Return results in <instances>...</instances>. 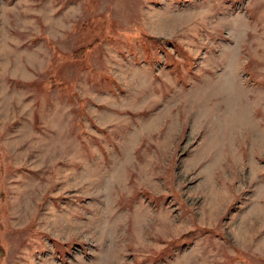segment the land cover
Returning a JSON list of instances; mask_svg holds the SVG:
<instances>
[{
  "label": "rangeland",
  "instance_id": "374dc122",
  "mask_svg": "<svg viewBox=\"0 0 264 264\" xmlns=\"http://www.w3.org/2000/svg\"><path fill=\"white\" fill-rule=\"evenodd\" d=\"M0 264H264V0H0Z\"/></svg>",
  "mask_w": 264,
  "mask_h": 264
}]
</instances>
